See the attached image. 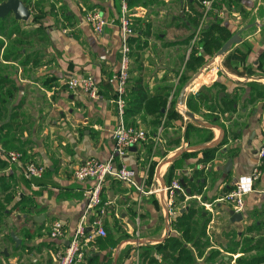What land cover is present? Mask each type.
<instances>
[{
	"label": "crops",
	"instance_id": "0c3cea01",
	"mask_svg": "<svg viewBox=\"0 0 264 264\" xmlns=\"http://www.w3.org/2000/svg\"><path fill=\"white\" fill-rule=\"evenodd\" d=\"M22 1L31 11L28 22L18 21L25 37H0V264H57L95 184L75 181L74 171L88 159L109 160L115 149L120 0ZM262 1H230L232 14L226 3L224 16L208 15L204 31L222 21L242 37L213 62L217 53L204 52L202 36L193 44L200 0H131L137 16L124 123L146 131L147 140L116 157L115 166L135 170L144 194L107 180L101 195L107 236L89 229L94 238L82 264H264ZM253 3L258 12L251 16ZM91 10L107 21L102 35L85 23ZM82 76L96 81L99 98L67 89L70 78ZM10 151L43 166L44 175L29 182L21 168L7 172ZM260 163L255 192L235 222L231 207L218 200ZM174 182L181 191L176 214L168 216ZM55 222L65 226L62 240L49 236Z\"/></svg>",
	"mask_w": 264,
	"mask_h": 264
},
{
	"label": "built area",
	"instance_id": "2783aa9c",
	"mask_svg": "<svg viewBox=\"0 0 264 264\" xmlns=\"http://www.w3.org/2000/svg\"><path fill=\"white\" fill-rule=\"evenodd\" d=\"M220 0H200L203 8V18L199 28L194 33L193 44H196L203 31L208 15L214 14L224 16L226 7L222 8L218 5ZM234 7L230 6L231 14ZM136 13L133 12L131 0H120V39H121V64L114 79L117 84V96L115 104L118 109L120 123L112 132L115 141V149L111 158L107 161H100L98 159L86 160L73 173V178L79 183L86 181H94V187L88 192V205L86 213L81 218L74 236L71 238L68 246L57 254V264H82L85 258V248L92 242L93 235H89L88 231L91 229L92 234L105 238L107 233L104 229V216L106 209L102 205L101 195L105 183L108 179H112L126 186L135 188L138 192L144 194L142 187L136 181V171L127 167L115 166L116 157H124L127 152L136 146L142 145L147 140V133L142 129L134 127H127L125 125L124 117L126 112V94L128 84L130 81L131 69V41L134 37V18ZM85 23L89 25L96 35H102L107 26V21L101 12L97 10L87 11L85 15ZM67 89L70 92L81 91L84 95L91 99L99 98V88L96 81L89 76L72 77L66 83ZM182 112V110H181ZM9 167L7 172L12 168L18 167L22 169L24 178L32 182L34 179L41 178L45 173V168L39 166L32 161L24 162V156L18 151H10L6 153ZM260 158H264V148L260 151ZM262 163V161H261ZM257 166L252 174L240 177L235 183L233 189L228 192L222 199L218 200L220 203H225L231 207L236 213H242L245 210V199L248 195L255 192L254 184L259 179L261 172ZM181 191V187L177 182H174L168 189V201L165 211L168 216L175 215V198L176 192ZM150 192L149 194H152ZM264 195V191L262 192ZM205 208H211V205L203 204ZM90 215H94L92 223H88ZM49 236L53 240H62L66 236V229L62 222H55L49 232Z\"/></svg>",
	"mask_w": 264,
	"mask_h": 264
},
{
	"label": "trees",
	"instance_id": "16d2710c",
	"mask_svg": "<svg viewBox=\"0 0 264 264\" xmlns=\"http://www.w3.org/2000/svg\"><path fill=\"white\" fill-rule=\"evenodd\" d=\"M230 1L235 2V0H227V1L220 0L218 2V5H220V7L223 8L224 4L228 3L227 5L229 6H227V8L230 9V4H229ZM24 3H26V1ZM212 22L213 23H211L208 29H206V31H204L201 35L202 36L201 47H203L205 53H209V54L218 53L221 50V48L233 37V34L225 26L222 25V21L219 22L213 20ZM18 23H19L18 21L11 20V17H7L3 20L0 19V37H3L7 40H10L12 38V35L14 34L20 36L21 38L25 37L24 36L25 34L21 32V28L18 25ZM19 42L20 40H18L16 42L17 44H15L18 47L22 46L21 45L22 43L20 44ZM3 46H4V42L1 40L0 51L3 49ZM8 57L9 55L6 56L7 59ZM263 59H264V55H263ZM188 107L190 109L192 108L190 102H188ZM189 214L195 216L197 213L194 210H191ZM190 231L191 230H189V232ZM192 231L195 232L194 228L192 229ZM170 243H175L174 247L177 245L181 249V251L186 250L185 246L176 239H171ZM261 259L264 260V257ZM176 260H179V258H176ZM257 260L255 262H257Z\"/></svg>",
	"mask_w": 264,
	"mask_h": 264
},
{
	"label": "water",
	"instance_id": "95a60500",
	"mask_svg": "<svg viewBox=\"0 0 264 264\" xmlns=\"http://www.w3.org/2000/svg\"><path fill=\"white\" fill-rule=\"evenodd\" d=\"M10 16H14V19L16 21L28 22L29 19L31 18V11L29 7L22 0L1 1L0 2V19L3 20ZM241 41H242V37L240 33L234 35L216 54L213 62L221 59L226 53H228L231 50V48L234 45L241 43ZM182 96H184V94ZM184 115L186 117H190L194 119L191 113L185 112ZM230 215L232 217V220L235 222L241 221L243 219L242 213H236L235 211H231ZM12 237L18 244H20V241L17 240L14 234L12 235Z\"/></svg>",
	"mask_w": 264,
	"mask_h": 264
},
{
	"label": "rangeland",
	"instance_id": "374dc122",
	"mask_svg": "<svg viewBox=\"0 0 264 264\" xmlns=\"http://www.w3.org/2000/svg\"><path fill=\"white\" fill-rule=\"evenodd\" d=\"M1 1H6V0H0V2H1ZM235 1H236V0H235ZM262 2H263V1H262ZM263 3H264V2H263ZM257 8H258L257 5H255V3H253V8L251 9V10H252V12H251V16H253V13L256 14V13L258 12V9H257ZM251 10H250V11H251ZM242 19L244 20V18H242ZM242 19H241V20H242ZM261 19H262V17H261ZM261 19H260V20H261ZM247 20H248V19H247ZM247 20H246V21H247ZM252 20H253V19H252ZM262 22H264V21H262ZM243 23H246V22L244 21ZM4 201H5V200H4Z\"/></svg>",
	"mask_w": 264,
	"mask_h": 264
}]
</instances>
